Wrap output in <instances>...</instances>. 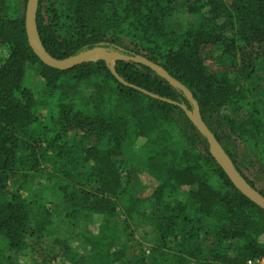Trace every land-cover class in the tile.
<instances>
[{"label":"trees","instance_id":"1","mask_svg":"<svg viewBox=\"0 0 264 264\" xmlns=\"http://www.w3.org/2000/svg\"><path fill=\"white\" fill-rule=\"evenodd\" d=\"M26 3L0 0V264L263 259L264 210L218 164L178 104L192 109L185 93L133 58L188 88L264 194V0H40L38 28L54 57L117 55L114 65L101 57L67 70L30 47ZM205 52L216 53L217 70ZM141 176L152 181L146 196Z\"/></svg>","mask_w":264,"mask_h":264},{"label":"water","instance_id":"2","mask_svg":"<svg viewBox=\"0 0 264 264\" xmlns=\"http://www.w3.org/2000/svg\"><path fill=\"white\" fill-rule=\"evenodd\" d=\"M40 0H27L26 9H25V27L27 38L30 47L34 53L39 57V59L48 66L60 69L67 70L71 69L74 66L81 64L83 62L94 60L98 58H93L91 54L86 51L78 55L70 56L67 58H56L46 49L39 32L37 16L39 9ZM103 56L105 60H109V55ZM101 58V57H100ZM136 61H140L147 66L155 70L160 76L165 78L172 86L175 88L181 89L187 98L192 102V109H189L184 104L178 103L185 112L190 116L193 124L198 128V130L206 137L210 152L222 167L224 172L227 174L232 183L251 201L264 210V194H262L257 188H255L236 168L232 160L226 154L225 148L222 146L218 138L212 129L203 119L197 101L194 99L192 93L188 88L176 77L171 75L166 69L159 66L155 62L149 60L148 58H133Z\"/></svg>","mask_w":264,"mask_h":264},{"label":"rangeland","instance_id":"3","mask_svg":"<svg viewBox=\"0 0 264 264\" xmlns=\"http://www.w3.org/2000/svg\"><path fill=\"white\" fill-rule=\"evenodd\" d=\"M178 16H182V20L185 21L184 18H186V17H184V16H186V15H185V13H183V11L178 12ZM87 51L91 54V56H93V58H100V57L106 56L107 53L109 52V51H107L104 48H95V49H91V50H87ZM109 53H111V54L109 55V58H108L109 60L108 61L110 62L111 65H114L115 60L117 59V55L112 53V52H109ZM217 56H218V54H217ZM205 57H206L207 64L212 69L217 70V68L219 67V63L216 61V53L212 52L211 54L210 53L207 54L205 52ZM217 60H218V58H217ZM256 95L259 96L260 98H264L263 89L261 88L259 90V95L258 94H256ZM78 137H79V135L77 133H75V132L68 133L65 136V138L68 141L76 140V139H78ZM130 165L135 166V167H137L139 169H140V167L142 165V160H141V158L139 156V152H138L137 149H134V151L131 154ZM141 178L143 179V182L147 183V187H146L145 191L143 192V195L146 196V195H148L151 192L152 181L150 179H148L147 176H141ZM14 186H15V184L13 185V187ZM95 222L98 225L99 224V219H97ZM143 235H144V230L142 228H138L137 231H136V236L138 237V239L140 241H143V239H144ZM25 260L31 261L32 259L31 258H25Z\"/></svg>","mask_w":264,"mask_h":264},{"label":"built area","instance_id":"4","mask_svg":"<svg viewBox=\"0 0 264 264\" xmlns=\"http://www.w3.org/2000/svg\"><path fill=\"white\" fill-rule=\"evenodd\" d=\"M249 264H264V258L256 261H249Z\"/></svg>","mask_w":264,"mask_h":264}]
</instances>
